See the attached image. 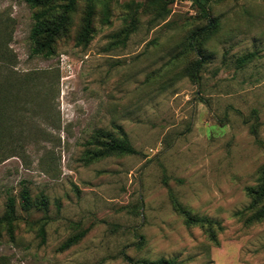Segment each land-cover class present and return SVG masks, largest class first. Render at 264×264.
Here are the masks:
<instances>
[{"label": "rangeland", "instance_id": "1", "mask_svg": "<svg viewBox=\"0 0 264 264\" xmlns=\"http://www.w3.org/2000/svg\"><path fill=\"white\" fill-rule=\"evenodd\" d=\"M164 1L95 2L85 45L80 2L45 59L0 0V264H264V0Z\"/></svg>", "mask_w": 264, "mask_h": 264}, {"label": "trees", "instance_id": "2", "mask_svg": "<svg viewBox=\"0 0 264 264\" xmlns=\"http://www.w3.org/2000/svg\"><path fill=\"white\" fill-rule=\"evenodd\" d=\"M29 9L33 12L31 14V28L29 31L28 39L30 41L29 56L31 57H42L45 59L52 58L54 55V45L57 39L64 35L66 25L69 22L70 15L75 11L77 5L80 2L86 3V13L83 18V29L77 38L78 45H85L91 39L92 33V23H93V4L97 1L106 2L107 0H24ZM161 2H166L164 0H159ZM199 6L202 16L205 19L211 20L208 14V9L202 3L201 0H192ZM212 23V22H211ZM207 28V27H206ZM213 28V23L208 29ZM205 28L200 29L198 32L193 33L190 36L189 48L194 51L197 56H200L202 52V46L206 37H201L205 33ZM7 36V37H6ZM10 36L5 35L6 39ZM5 39V40H6ZM200 62L195 64V67H191L189 74L195 81L198 80V72L200 68ZM2 115L3 113L0 112ZM3 120V119H2ZM7 120V119H6ZM5 120V121H6ZM3 132L0 127V135ZM100 133L99 137L106 138L107 140L102 144L104 150L100 154L101 156L109 155H129L135 153L134 149L124 140L123 142L117 141L110 134ZM106 136V137H104ZM99 142V141H98ZM97 142V143H98ZM2 144V138H0V146ZM264 179V172H263ZM251 196L257 199H264V181L262 182L260 188L257 191H252ZM22 206L25 210L29 208V200L27 190H22ZM187 213L185 212V215ZM261 215H264V205L260 211ZM15 217V206L13 198L9 197L7 200L6 213L0 217V234L1 226L7 227V232L10 237L13 236L12 226ZM187 224H198L199 221L192 219L189 215H186ZM78 240V237L69 239L66 243L61 246V249H66L73 245ZM143 264H173L168 260H158L154 262L143 261Z\"/></svg>", "mask_w": 264, "mask_h": 264}]
</instances>
